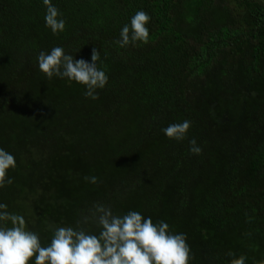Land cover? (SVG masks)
<instances>
[{"label": "trees", "instance_id": "trees-1", "mask_svg": "<svg viewBox=\"0 0 264 264\" xmlns=\"http://www.w3.org/2000/svg\"><path fill=\"white\" fill-rule=\"evenodd\" d=\"M51 3L65 21L55 35L43 0H0V149L17 165L0 204L42 246L49 225L75 227L99 203L186 234L189 264L264 261V0ZM138 11L150 17L148 43L121 48ZM54 47L87 62L99 51L108 83L98 99L40 72L39 53ZM184 120L183 141L165 136ZM146 158L154 161L143 179Z\"/></svg>", "mask_w": 264, "mask_h": 264}, {"label": "clouds", "instance_id": "clouds-1", "mask_svg": "<svg viewBox=\"0 0 264 264\" xmlns=\"http://www.w3.org/2000/svg\"><path fill=\"white\" fill-rule=\"evenodd\" d=\"M46 7L44 17L46 27L52 33L63 32L65 21L60 18L59 10L51 0H43ZM150 17L144 11H138L131 18L130 25H124L117 41L123 48L136 42L148 43L149 30L146 25ZM40 72L49 80L53 77L67 79L84 86V95L92 100L99 98L98 89L108 83L105 71L97 66L100 53L92 49L91 62L75 60L73 55L65 54L62 47H54L49 53L38 55ZM191 128V121L170 124L163 129L165 136L177 142L186 138ZM190 152L199 155L202 149L195 139L189 141ZM15 157L0 149V188L12 184L7 177L9 169L16 167ZM92 184L97 177H85ZM94 224L98 233H92L82 225ZM10 225V226H9ZM52 230L50 243H41L38 233L26 227L22 215L10 213L5 204H0V264H29L35 257L34 264H189L192 259L186 234H175L164 221L153 222L138 211H129L116 215L103 204H94L89 215L77 222L75 227H56ZM228 256L234 254L229 252ZM246 257L239 256L231 264H245ZM259 264H264L260 261Z\"/></svg>", "mask_w": 264, "mask_h": 264}, {"label": "rangeland", "instance_id": "rangeland-1", "mask_svg": "<svg viewBox=\"0 0 264 264\" xmlns=\"http://www.w3.org/2000/svg\"><path fill=\"white\" fill-rule=\"evenodd\" d=\"M206 16V15H205ZM209 19V14H207V16H206V19L204 20V23L206 22V20H208ZM203 79V78H202ZM200 84H202L201 82H200ZM225 90H226V88H224ZM118 121H119V119L117 118V117H115L114 118V122H113V125L114 124H116L117 125V123H118ZM119 124V123H118ZM108 125V127H110L111 126V124L109 125V124H107ZM124 131V132H123ZM122 133H123V135H125L126 133H127V131H125V130H122ZM144 143V142H143ZM114 147H113V151H114ZM193 160H194V158H193ZM143 161V160H142ZM152 161H154V159H144V161L141 163V167L143 166V168H144V170L146 171H144L143 173H141L140 174V176L143 178V179H146L147 178V171H148V169H147V167H149V165H151L152 164ZM140 167V168H141ZM140 168L137 170V172L138 171H140ZM136 180H137V178H136ZM135 180V181H136ZM133 187L136 185L135 183H133V182H131L130 183Z\"/></svg>", "mask_w": 264, "mask_h": 264}]
</instances>
